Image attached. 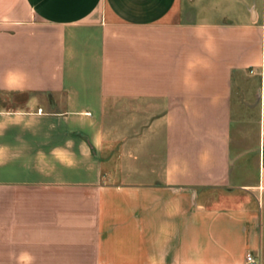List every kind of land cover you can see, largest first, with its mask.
<instances>
[{
	"label": "crops",
	"instance_id": "1",
	"mask_svg": "<svg viewBox=\"0 0 264 264\" xmlns=\"http://www.w3.org/2000/svg\"><path fill=\"white\" fill-rule=\"evenodd\" d=\"M0 264H264V0H0Z\"/></svg>",
	"mask_w": 264,
	"mask_h": 264
},
{
	"label": "built area",
	"instance_id": "2",
	"mask_svg": "<svg viewBox=\"0 0 264 264\" xmlns=\"http://www.w3.org/2000/svg\"><path fill=\"white\" fill-rule=\"evenodd\" d=\"M246 262H248V263H252V262H253V260L251 259V257H250V256H247V257H246Z\"/></svg>",
	"mask_w": 264,
	"mask_h": 264
},
{
	"label": "rangeland",
	"instance_id": "3",
	"mask_svg": "<svg viewBox=\"0 0 264 264\" xmlns=\"http://www.w3.org/2000/svg\"><path fill=\"white\" fill-rule=\"evenodd\" d=\"M21 99H24V98H21ZM21 99H20V102H22ZM19 105H21V103H19Z\"/></svg>",
	"mask_w": 264,
	"mask_h": 264
}]
</instances>
